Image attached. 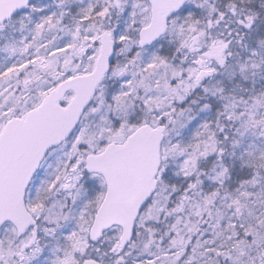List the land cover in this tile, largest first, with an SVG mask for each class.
<instances>
[{"label": "snow or ice", "instance_id": "6c2138e0", "mask_svg": "<svg viewBox=\"0 0 264 264\" xmlns=\"http://www.w3.org/2000/svg\"><path fill=\"white\" fill-rule=\"evenodd\" d=\"M0 264H264V0H0Z\"/></svg>", "mask_w": 264, "mask_h": 264}]
</instances>
